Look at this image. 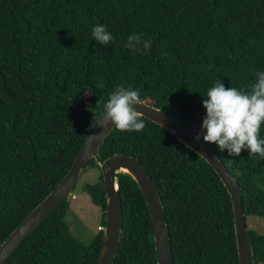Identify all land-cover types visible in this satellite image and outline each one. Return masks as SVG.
<instances>
[{"label": "trees", "instance_id": "obj_1", "mask_svg": "<svg viewBox=\"0 0 264 264\" xmlns=\"http://www.w3.org/2000/svg\"><path fill=\"white\" fill-rule=\"evenodd\" d=\"M108 26L109 46L91 40ZM152 41L146 54L127 36ZM264 70V0H0V246L70 170L118 85L200 132L202 96L216 80L247 88ZM140 132L113 130L84 172L99 180L83 192L102 211L99 164L136 158L161 197L173 264H239L231 198L213 168L169 132L142 117ZM200 136L203 134L199 133ZM264 137V126L261 128ZM237 178L247 217H264V159L219 152ZM122 233L114 264H157L153 229L140 189L118 177ZM69 196L6 264H96L103 232L89 245L65 217ZM254 264H264V236L248 228Z\"/></svg>", "mask_w": 264, "mask_h": 264}, {"label": "water", "instance_id": "obj_2", "mask_svg": "<svg viewBox=\"0 0 264 264\" xmlns=\"http://www.w3.org/2000/svg\"><path fill=\"white\" fill-rule=\"evenodd\" d=\"M142 117L172 134L186 147L203 158L221 179L231 198L239 264H254V252L248 236L243 210L242 189L237 178L228 170L217 153L205 142L196 141L198 134L172 115L142 101L135 106ZM103 113L78 152L63 180L52 186L48 196L23 220L0 246V264H6L19 246L64 200L73 193L76 183L90 161L97 155L115 128L103 127ZM202 137V136H201ZM106 192L105 226L100 254L96 264H114L122 233V205L119 195V175H129L145 200L153 229L157 264H173L170 237L161 197L146 168L128 155H114L99 164ZM125 170L126 173L121 171Z\"/></svg>", "mask_w": 264, "mask_h": 264}, {"label": "clouds", "instance_id": "obj_3", "mask_svg": "<svg viewBox=\"0 0 264 264\" xmlns=\"http://www.w3.org/2000/svg\"><path fill=\"white\" fill-rule=\"evenodd\" d=\"M91 40L99 45L109 46L114 36L108 26L96 23L91 27ZM152 41L143 38L142 33L127 36L124 47L133 53L146 54ZM253 82L247 88H225L216 80L202 96L204 115L200 124L202 137L194 139L214 144L219 152L239 157L242 151L248 157L264 159V70L255 72ZM141 91L123 84L118 85L102 104L103 127L111 126L120 132H140L145 128L142 114L135 108L141 105ZM100 123L96 125L100 126Z\"/></svg>", "mask_w": 264, "mask_h": 264}, {"label": "rangeland", "instance_id": "obj_4", "mask_svg": "<svg viewBox=\"0 0 264 264\" xmlns=\"http://www.w3.org/2000/svg\"><path fill=\"white\" fill-rule=\"evenodd\" d=\"M197 127L200 130V127ZM99 177L100 172L96 168L89 167L85 172H82L72 192L75 199L70 200L65 217V222L74 238L85 245H89L98 234V227L101 226L102 221V211L91 203L88 195L83 192L82 186L85 183L97 182ZM246 222L250 230L264 236V217L249 216Z\"/></svg>", "mask_w": 264, "mask_h": 264}, {"label": "built area", "instance_id": "obj_5", "mask_svg": "<svg viewBox=\"0 0 264 264\" xmlns=\"http://www.w3.org/2000/svg\"><path fill=\"white\" fill-rule=\"evenodd\" d=\"M71 198H72V199H75V195L72 194V195H71ZM98 230L103 231V227H98Z\"/></svg>", "mask_w": 264, "mask_h": 264}, {"label": "bare ground", "instance_id": "obj_6", "mask_svg": "<svg viewBox=\"0 0 264 264\" xmlns=\"http://www.w3.org/2000/svg\"><path fill=\"white\" fill-rule=\"evenodd\" d=\"M197 134H199V132H198ZM199 135H200V134H199ZM121 172H122V173H126V171H125V170H122Z\"/></svg>", "mask_w": 264, "mask_h": 264}]
</instances>
